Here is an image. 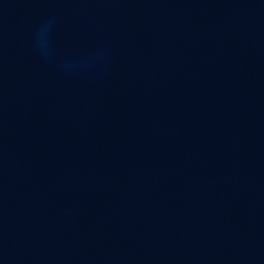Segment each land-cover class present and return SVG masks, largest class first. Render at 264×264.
I'll use <instances>...</instances> for the list:
<instances>
[{
    "label": "water",
    "instance_id": "water-1",
    "mask_svg": "<svg viewBox=\"0 0 264 264\" xmlns=\"http://www.w3.org/2000/svg\"><path fill=\"white\" fill-rule=\"evenodd\" d=\"M0 264H264V0H0Z\"/></svg>",
    "mask_w": 264,
    "mask_h": 264
}]
</instances>
